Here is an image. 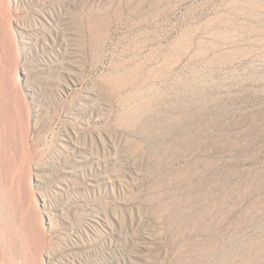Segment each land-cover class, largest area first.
Instances as JSON below:
<instances>
[{"label":"rangeland","instance_id":"obj_1","mask_svg":"<svg viewBox=\"0 0 264 264\" xmlns=\"http://www.w3.org/2000/svg\"><path fill=\"white\" fill-rule=\"evenodd\" d=\"M13 263L264 264V0H0Z\"/></svg>","mask_w":264,"mask_h":264},{"label":"bare ground","instance_id":"obj_2","mask_svg":"<svg viewBox=\"0 0 264 264\" xmlns=\"http://www.w3.org/2000/svg\"><path fill=\"white\" fill-rule=\"evenodd\" d=\"M68 79H69V81H72L71 78H68ZM64 87L66 88V90L69 89L68 86H64ZM78 162H79V161H78ZM70 173H72V172L70 171ZM64 187H65V186L60 185V186H57L56 188H57L58 190H62ZM65 188H66V187H65ZM13 264H14V263H13Z\"/></svg>","mask_w":264,"mask_h":264}]
</instances>
